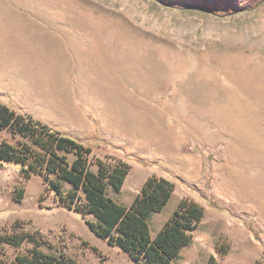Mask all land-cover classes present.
Instances as JSON below:
<instances>
[{
	"label": "rangeland",
	"instance_id": "rangeland-1",
	"mask_svg": "<svg viewBox=\"0 0 264 264\" xmlns=\"http://www.w3.org/2000/svg\"><path fill=\"white\" fill-rule=\"evenodd\" d=\"M206 1L0 0V101L90 146L96 172L127 163L121 191L107 188L121 204L148 177L171 179V199L149 219L153 236L181 200L199 203L203 218L175 264H207L212 254L219 264H264V0H228V11ZM246 72L258 74L261 94L244 90ZM195 87L196 106L222 112L216 138L186 123L181 88ZM0 138L30 142L7 128ZM95 219L61 203L42 174L0 163V234L37 240L0 241L1 261L38 246L75 264H137L90 228Z\"/></svg>",
	"mask_w": 264,
	"mask_h": 264
},
{
	"label": "trees",
	"instance_id": "trees-1",
	"mask_svg": "<svg viewBox=\"0 0 264 264\" xmlns=\"http://www.w3.org/2000/svg\"><path fill=\"white\" fill-rule=\"evenodd\" d=\"M212 10H230L228 0L206 1L201 4ZM7 128L14 134L29 138L30 142L16 145L0 138V163L13 162L21 165L26 178L42 174L47 189L66 203L69 209L84 214L92 213L95 220H87L90 228L110 244L117 245L132 256L137 264H175L173 259L181 248L189 245L191 232L203 218L204 208L197 202L184 198L164 223L156 236L152 235L149 219L161 211L174 191V182L165 177L152 175L142 185L130 205H124L108 195L107 188L121 191L129 173V165L119 162L113 166L100 163L96 172L91 168L92 148L79 139L54 130L31 115L19 113L0 101V129ZM74 154L73 160L69 159ZM56 174L53 177L51 174ZM71 186L68 192L64 184ZM85 191V196L81 195ZM23 196V190L19 191ZM79 202L74 205L75 202ZM37 241L35 234L4 232L1 242L19 245L24 240ZM0 264H75L65 254L44 252L35 246L31 254L18 255L10 263ZM207 264H219L212 254Z\"/></svg>",
	"mask_w": 264,
	"mask_h": 264
},
{
	"label": "bare ground",
	"instance_id": "bare-ground-1",
	"mask_svg": "<svg viewBox=\"0 0 264 264\" xmlns=\"http://www.w3.org/2000/svg\"><path fill=\"white\" fill-rule=\"evenodd\" d=\"M242 76V75H241ZM241 84L244 90L250 94V95H259L263 92L262 87H260V79L258 77V74L252 73V72H246L243 73V76L241 77ZM7 80V76L0 74V83ZM181 92L183 93L185 97V103L183 104V109L189 111V117L186 120V123H199L202 124L205 128L209 130V135H207V138L213 139L220 135L219 132L216 130H213L212 123L214 124L216 120L218 121V117L220 119V115H222V112L217 110H212L209 107H204V105H200L197 103V106L193 103L195 100L198 101L200 95H201V89L198 87H195L194 89L190 90L189 92H186L184 88H181ZM171 105V104H170ZM168 105V107H170ZM247 132V134L250 136V138H258V132L256 131L253 124L243 125ZM260 137V136H259ZM231 139V138H230ZM233 144V140H229ZM174 204V201L172 202V205Z\"/></svg>",
	"mask_w": 264,
	"mask_h": 264
},
{
	"label": "crops",
	"instance_id": "crops-1",
	"mask_svg": "<svg viewBox=\"0 0 264 264\" xmlns=\"http://www.w3.org/2000/svg\"><path fill=\"white\" fill-rule=\"evenodd\" d=\"M0 85H3V84H0Z\"/></svg>",
	"mask_w": 264,
	"mask_h": 264
}]
</instances>
